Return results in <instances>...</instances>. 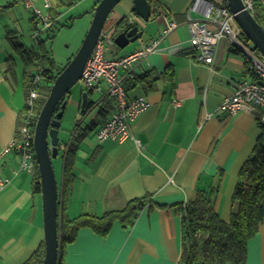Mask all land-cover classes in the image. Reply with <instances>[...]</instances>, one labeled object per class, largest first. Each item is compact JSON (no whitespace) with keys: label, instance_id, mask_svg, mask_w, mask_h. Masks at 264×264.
Returning a JSON list of instances; mask_svg holds the SVG:
<instances>
[{"label":"crops","instance_id":"crops-1","mask_svg":"<svg viewBox=\"0 0 264 264\" xmlns=\"http://www.w3.org/2000/svg\"><path fill=\"white\" fill-rule=\"evenodd\" d=\"M149 1V21L134 12V0H122L102 33V37L115 40V27L124 19L125 25L132 20L144 31L131 49L108 46L109 57L123 56L162 37L158 49L133 69L136 77L148 74L146 80L134 82V77L121 71L128 96L146 95L150 102L132 125L140 144L134 139L98 142L95 133L115 114L116 102L108 97L104 81L90 91L79 83L78 91L68 100L60 128V135L69 129L63 130L68 140L60 137L53 164L60 181L63 156L69 147L77 148L72 156L71 198L64 209L70 218L82 213L102 215L146 194H152L153 200L132 225L117 221L106 236L87 227L79 230L74 242L60 245L59 264H185L181 205L195 200L199 189L215 187V211L229 221L239 172L253 155L261 134L256 107L204 119L206 110L216 109L242 80H252L244 56L225 38L216 48L212 67L196 61L188 15L201 19L203 15L190 10L195 0ZM33 16L24 0H0V151L16 136L27 92L23 62L9 37L17 36L23 43L20 30L29 23L33 38L29 47L34 46ZM172 21L178 26L168 32ZM9 59L15 64L14 71ZM168 70L174 73L173 87ZM84 92H88L89 101L97 103L87 112H82ZM20 163L16 151L0 162V177L10 180L0 189V264H24L39 250L43 261L45 257L42 191L34 188L36 169H20ZM247 264H264V221L249 242Z\"/></svg>","mask_w":264,"mask_h":264},{"label":"trees","instance_id":"trees-1","mask_svg":"<svg viewBox=\"0 0 264 264\" xmlns=\"http://www.w3.org/2000/svg\"><path fill=\"white\" fill-rule=\"evenodd\" d=\"M77 1L54 0V6L51 9L53 25L45 32H41L40 35L44 33L48 34V36L54 34L55 30L61 26L64 9L73 7ZM253 2L252 13L264 27V2L262 0H253ZM223 3L225 4V2ZM32 13L34 15L32 19L34 31L36 29V16L34 12ZM126 23L127 20L124 19L115 27L117 33L121 32L120 30ZM40 35L34 38L36 44L31 47L25 46L17 36L9 37L14 51L23 62V76L27 89L26 97L33 87L35 76L38 73L41 76V83L35 86L39 90V97L35 102L38 114H40L49 96L54 80L64 69V67L56 63L54 57L46 48L45 40H40ZM241 36L246 42H249L248 37L243 31H241ZM231 48L241 53L239 47L234 46ZM9 62H11V59H9ZM9 65L14 71L15 64L11 62ZM167 74L170 76L173 87V70H168ZM148 76L145 73L131 80L142 82ZM252 77V80H258L255 74H252ZM90 89L86 90L90 91ZM69 95L70 92L66 94L64 100H69ZM91 106H88L85 112ZM60 110L61 104L56 111ZM24 111L25 109L20 114V122ZM221 115H225V113ZM259 115L260 110L258 109V118ZM259 126L261 127V134L256 141L253 155L246 160L239 172L238 182L232 197V209L229 221L222 220L215 211L214 204L218 196V188L199 189L195 200L181 205L183 262L185 264H247L249 242L256 237L264 221V125ZM69 149L68 154L65 157L63 156L64 176L62 180L59 181L58 179L60 191V245L64 247L66 244L74 242L79 230L82 228H91L97 233L106 236L117 221L127 226L132 225L140 211L148 203L152 202V194L131 199L124 207L108 210L102 215L82 213L77 217L70 218L64 214L66 204L71 198L69 181L74 178L72 174L74 158L72 159V156L76 153L77 148L72 150L69 147ZM34 188L36 192L42 191L38 163L35 170ZM42 259L43 252L39 250L24 264H42Z\"/></svg>","mask_w":264,"mask_h":264},{"label":"built area","instance_id":"built-area-1","mask_svg":"<svg viewBox=\"0 0 264 264\" xmlns=\"http://www.w3.org/2000/svg\"><path fill=\"white\" fill-rule=\"evenodd\" d=\"M244 1L252 11L253 0ZM24 2L36 16V29L33 36L37 38L41 32H45L53 25L51 9L54 6V0H24ZM38 2H41L42 6H39ZM190 10L203 15L202 19L192 18L190 14L188 15L191 44L196 51V61L212 67L219 42L227 38L231 47L237 46L241 49L248 70L258 78V80H242L234 94L226 97L213 111L206 110L204 119L224 113L235 115L240 111H248L251 107H256L260 110L257 122L259 125H264V55L251 41L246 42L242 38V30L235 15L226 4L210 0H195ZM177 26L175 21L170 22L168 32ZM161 41L162 37H157L149 45L127 52L123 56L109 57L107 48L116 46L115 40L112 37H102L101 35L79 82L83 88L90 89L99 86L104 81L108 87V97L116 102L115 114L95 133L98 142L123 143L134 139L140 144V140L132 133V125L149 108L150 102L146 95L128 96L121 71L125 70L135 78L133 69L149 53L157 50ZM40 83L41 76L38 73L33 80V87L26 97L25 111L18 125L16 136L9 146L0 151V162L6 154L16 151L21 156L20 169L28 171H34L38 163L34 137L39 118L35 104L39 97V90L35 86ZM9 182V179L0 177V189L8 185Z\"/></svg>","mask_w":264,"mask_h":264},{"label":"water","instance_id":"water-1","mask_svg":"<svg viewBox=\"0 0 264 264\" xmlns=\"http://www.w3.org/2000/svg\"><path fill=\"white\" fill-rule=\"evenodd\" d=\"M122 0H99L93 11V19L85 39L69 63L54 80L51 91L39 114L36 125L34 146L41 177L45 218V257L43 264H59L60 223H59V183L53 159L58 156L60 128L68 100L66 94L80 82L84 68L97 45L106 21L113 9ZM235 15L238 25L255 47L264 55V27L257 21L244 0H223ZM134 12L144 21H149L152 6L149 0H134ZM122 31L115 36L118 47L124 49L139 40L144 31L138 23L128 21ZM63 102V103H62ZM61 104V110L56 111ZM97 103L89 101L88 92L83 93L82 112ZM91 106V107H92Z\"/></svg>","mask_w":264,"mask_h":264},{"label":"rangeland","instance_id":"rangeland-1","mask_svg":"<svg viewBox=\"0 0 264 264\" xmlns=\"http://www.w3.org/2000/svg\"><path fill=\"white\" fill-rule=\"evenodd\" d=\"M97 1L98 0H78L73 7L64 9L61 26L55 30L54 34L48 36V34L44 33L40 35V40H45L47 50L54 57L56 63L61 67H65L81 47L91 25L94 14L93 8ZM38 5L42 6L41 2H38ZM20 33L25 45L29 46L33 43L29 23L27 24L26 29L20 30ZM133 47L134 43H131L125 50ZM78 85L79 83L70 90L69 96L78 91ZM63 130L68 131L69 129ZM63 130L60 135L61 140H68V135H66Z\"/></svg>","mask_w":264,"mask_h":264},{"label":"bare ground","instance_id":"bare-ground-1","mask_svg":"<svg viewBox=\"0 0 264 264\" xmlns=\"http://www.w3.org/2000/svg\"><path fill=\"white\" fill-rule=\"evenodd\" d=\"M143 113H144V112H143ZM143 113H142V114H143Z\"/></svg>","mask_w":264,"mask_h":264}]
</instances>
